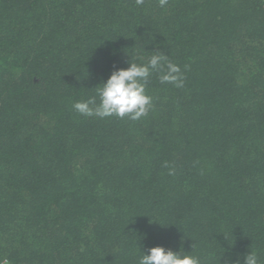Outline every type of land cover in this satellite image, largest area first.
<instances>
[{
  "label": "trees",
  "instance_id": "obj_1",
  "mask_svg": "<svg viewBox=\"0 0 264 264\" xmlns=\"http://www.w3.org/2000/svg\"><path fill=\"white\" fill-rule=\"evenodd\" d=\"M155 51L185 82L153 73L146 116L73 110ZM157 246L264 264V0H0V257L137 264Z\"/></svg>",
  "mask_w": 264,
  "mask_h": 264
},
{
  "label": "clouds",
  "instance_id": "obj_2",
  "mask_svg": "<svg viewBox=\"0 0 264 264\" xmlns=\"http://www.w3.org/2000/svg\"><path fill=\"white\" fill-rule=\"evenodd\" d=\"M143 3V0H137ZM168 0H159L164 7ZM155 73L161 84L183 88L185 76L178 64L173 63L163 51L153 52L147 63L129 62L127 68H114L107 79L100 84L95 96L73 104V110L85 117L106 119L116 117L136 121L146 116L153 105V98L146 89L150 77ZM97 88V87H95ZM167 167V165H165ZM174 174L171 170L169 175ZM137 264H201L198 257L174 253L164 247H151L140 252ZM0 264H10L6 257H0ZM231 264V261L229 262ZM243 264H258V257L249 251L243 257Z\"/></svg>",
  "mask_w": 264,
  "mask_h": 264
}]
</instances>
